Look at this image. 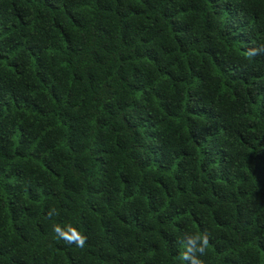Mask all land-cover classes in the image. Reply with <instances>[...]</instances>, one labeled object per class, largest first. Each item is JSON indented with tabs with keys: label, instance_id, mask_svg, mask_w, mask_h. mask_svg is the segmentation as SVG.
Segmentation results:
<instances>
[{
	"label": "trees",
	"instance_id": "16d2710c",
	"mask_svg": "<svg viewBox=\"0 0 264 264\" xmlns=\"http://www.w3.org/2000/svg\"><path fill=\"white\" fill-rule=\"evenodd\" d=\"M262 46L264 0H0V264H264Z\"/></svg>",
	"mask_w": 264,
	"mask_h": 264
},
{
	"label": "clouds",
	"instance_id": "9594fccd",
	"mask_svg": "<svg viewBox=\"0 0 264 264\" xmlns=\"http://www.w3.org/2000/svg\"><path fill=\"white\" fill-rule=\"evenodd\" d=\"M261 52H264V46L260 49H250L248 55L255 56ZM54 232L66 243H75L78 247H83L87 239L77 228L71 225L68 226L67 230L62 229L59 225H54ZM197 241H200L198 246ZM208 245L209 234L207 232L202 236L200 234L188 235L186 250L181 254L182 261H187L189 264H205V261L199 259L195 253H199L201 256L205 255Z\"/></svg>",
	"mask_w": 264,
	"mask_h": 264
}]
</instances>
